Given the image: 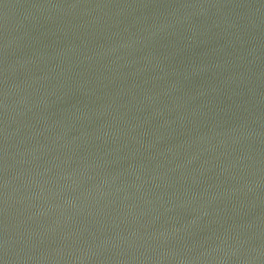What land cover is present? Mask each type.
<instances>
[{
  "label": "water",
  "instance_id": "95a60500",
  "mask_svg": "<svg viewBox=\"0 0 264 264\" xmlns=\"http://www.w3.org/2000/svg\"><path fill=\"white\" fill-rule=\"evenodd\" d=\"M0 264H264V0H0Z\"/></svg>",
  "mask_w": 264,
  "mask_h": 264
}]
</instances>
